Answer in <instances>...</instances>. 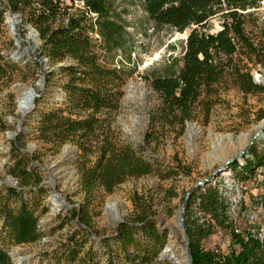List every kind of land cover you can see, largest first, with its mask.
<instances>
[{
  "label": "trees",
  "instance_id": "1",
  "mask_svg": "<svg viewBox=\"0 0 264 264\" xmlns=\"http://www.w3.org/2000/svg\"><path fill=\"white\" fill-rule=\"evenodd\" d=\"M80 1L83 7L72 11L64 0H0V93L20 70V62L7 55L12 42L5 37L4 23L10 10L20 14L23 23L38 32L39 57L46 58L52 66L47 82L54 76L61 80L57 85L62 103L37 112L32 140L42 147L47 145L53 154L71 144L79 155L77 171L82 201L65 218L73 221L77 229L46 258L50 257L55 264H154L166 245L167 234L157 226L152 200L132 195L134 214L114 227L111 236L102 237L93 230L89 209L98 199L113 193L129 178L155 173L166 179L177 175L178 170L172 167L163 171L157 163L143 158L141 150L114 140L112 114L118 110L125 79L120 69L102 64L93 36L117 47L122 27L115 22L110 0ZM143 1L152 21L180 33L189 30L178 72L147 78L157 100L152 130L159 123L180 130L191 121L206 125L212 108L221 102L222 91L235 88L246 95L264 91L251 73L257 66L264 69V29L259 35L250 36L244 28L249 10L260 7L264 0ZM215 17L220 18L221 29L210 33L205 28ZM68 60L69 65L55 67ZM10 155L8 173L17 185H1V227L15 245H28L42 237L37 193L43 192L44 183L33 165L36 157L21 152L14 143ZM177 161L178 169H187ZM242 161L229 166L241 184L264 167V147L259 149L253 144ZM27 191L32 199L25 198ZM231 205L228 194L212 184L188 198L184 223L193 264H264V236L259 237L247 228L242 230L232 217ZM221 231L229 235L226 250L206 247L205 241ZM95 243L100 245L97 249ZM0 264H14L3 249Z\"/></svg>",
  "mask_w": 264,
  "mask_h": 264
},
{
  "label": "rangeland",
  "instance_id": "2",
  "mask_svg": "<svg viewBox=\"0 0 264 264\" xmlns=\"http://www.w3.org/2000/svg\"><path fill=\"white\" fill-rule=\"evenodd\" d=\"M64 2L72 7V11L81 8L73 0ZM110 4L116 17L115 22L122 27L120 39L116 41L118 46L107 45L102 37L97 35H94L93 39L102 64L120 69L125 79L118 110L112 114L114 140L141 150V156L157 163L161 170L175 167L178 173L166 179H160L157 174L152 173L140 178H129L118 185L113 193L104 195L90 206L93 230L99 236H111L118 221L129 219L134 214L132 195L138 194L146 200H152L157 226L167 227L177 233L172 218L179 211L186 192L195 182L216 169L219 159L227 152L242 147L240 145L242 137L239 138V135L253 134V128L264 120V91L248 95L235 88L222 91L221 102L212 108L208 123L203 125L200 121H191L194 127L188 128V137L185 136L186 125L180 130L177 126L169 127L159 123L155 124L152 130V113L156 107V105L153 107V103H157V100L147 78L154 75L171 76L178 72L184 40L189 30L180 33L169 25L152 21L143 0H110ZM249 12L245 18V31L250 36L259 35L264 29V1H261L260 7ZM220 24V18H212L205 30L216 33L221 29ZM25 26L26 24L22 22L17 24L14 30L4 23L5 37L12 42L10 49H17L19 52L17 61L20 62V70L15 74L11 84L0 93V180H7V177L11 176L8 170L12 164L10 152L14 143L21 152L36 157L33 165L38 168L42 182L50 183L44 184L43 192L37 193L41 239L28 245H15L2 229L0 220V249L5 250L17 264H55L50 257L46 258L47 255L58 250L67 235L77 229L73 221L68 222L65 218L71 208L79 206L82 201L77 171L79 155L71 144H66L70 148L63 150L64 145L53 154L47 145L42 147L32 140L31 133L34 131L37 112L55 106L56 103H62L63 97L61 92H58L60 76L52 77V81L49 82L46 80L52 66L48 62L44 64L39 62L40 43L32 52L29 51L30 43L27 42L28 32ZM18 41L21 42V46L18 45ZM251 73L253 78H264L262 66H257ZM52 82H56V85H52ZM130 83H141L146 89L150 88L151 108H141L132 101H126L124 92ZM27 88L34 89L33 91L39 94L37 98L39 101L34 105L32 114L23 122L22 131L19 132V120L22 115L18 112L16 100L17 97L24 99L21 89ZM219 135H236L239 139L220 141L217 137ZM254 144L261 149L264 147V139ZM177 160L187 169H178ZM90 161H94L93 156L90 157ZM239 161L243 162L242 159ZM14 181L16 183L15 179ZM212 185L228 194L230 202L234 205L232 217L242 230L247 228L258 232L261 229L264 223L262 212L264 178L258 183H251L249 180L241 184L228 170ZM2 187L4 186H0V195L4 193L1 191ZM54 187L66 206L57 213L50 211L52 206L48 205ZM24 196L32 199L29 191ZM166 234L169 232L166 231ZM169 243L177 246L176 252H179L178 245H184L182 238L171 240ZM228 243V233L221 231L210 236L205 241V246L226 250ZM89 245L90 243L86 248ZM97 246L100 245L95 243L94 249H97ZM101 249L104 252V245ZM104 258L102 257V260ZM154 264L173 263L157 261Z\"/></svg>",
  "mask_w": 264,
  "mask_h": 264
},
{
  "label": "water",
  "instance_id": "3",
  "mask_svg": "<svg viewBox=\"0 0 264 264\" xmlns=\"http://www.w3.org/2000/svg\"><path fill=\"white\" fill-rule=\"evenodd\" d=\"M12 15L13 17H15L18 20V24H21L22 21V17L20 14L18 13H12L10 10H8L5 14V23L9 26L8 21H7V15ZM26 30H29L31 32H34L38 43L37 45L40 43V38L38 35V32L31 26V25H26ZM11 36V35H10ZM17 45V44H16ZM18 50L17 49H11L7 55L13 59L14 61H17L18 59ZM41 64H44L47 62V59L44 57H40L39 59ZM69 60L65 61L64 63H59L57 64L55 67L58 68L60 66L63 65H69ZM44 81V80H43ZM254 81L256 84H261L264 86V79H262L261 77H255ZM42 82V80H41ZM43 84L41 85L40 88H42ZM148 92L151 94V90L149 87H147ZM59 92V90H58ZM126 95V91L124 92ZM39 97V94H36L31 88L29 89V104H30V109L26 110L24 115L22 116V118L19 120V132L22 131V124L23 122L32 114L33 110H34V102L35 100ZM17 103L18 106L24 101V99L17 97ZM156 102L153 103V107H155ZM187 130L185 133V136L188 137L189 136V132H188V128L189 127H194V124L191 122H188L186 124ZM243 136H248V142L242 146L241 148H236L233 152H227L223 157H221L219 159V165L216 169H214L208 176H206L205 178L195 182L193 184V186L186 192L185 197L183 198L182 204L180 206L179 211L177 212L176 216H174L172 218L173 220V224L177 229V233L172 232L170 229H168L167 227H161L159 226V228L163 231H168L169 234L167 235V242L165 247L163 248V250L161 251V253L159 254L158 260L162 261V262H176L179 263V254L180 253H184L186 258H185V264H193L192 263V258H191V253H190V248H189V236H188V232L186 230V226L184 223V212H185V208H186V202L188 200V198L198 189L200 188H205L208 185L213 184L216 179L222 175L224 172H227L229 170V166L230 164H232L235 161H239L242 159V157L247 153V151L249 150V148L255 143L258 142L260 140H262V137L264 136V128H258L254 130L253 134L250 135H239V138L243 137ZM219 138L220 141H227L229 139L231 140H237L239 139L238 136L236 135H219L217 136ZM70 148L69 145H65L63 147V150H66ZM74 151H77L76 148L73 147ZM28 152V151H26ZM44 184H48L50 182H43ZM53 184V183H52ZM1 185H5L8 187H14L16 188V183L14 181V178L9 176L7 177V180H0V186ZM55 196L56 198L60 199V195H58L55 192V187H54V192L51 194L50 199L48 200V205L51 203V197ZM69 209L71 208L70 206H67ZM50 211L55 212L56 211V207L52 206L50 207ZM120 222L122 221H118L115 225V227H117ZM180 238H182L184 245H179L180 249H179V253L176 252L175 250L173 251L172 246L173 244H170L169 241L171 240H180ZM17 264V263H14Z\"/></svg>",
  "mask_w": 264,
  "mask_h": 264
},
{
  "label": "bare ground",
  "instance_id": "4",
  "mask_svg": "<svg viewBox=\"0 0 264 264\" xmlns=\"http://www.w3.org/2000/svg\"><path fill=\"white\" fill-rule=\"evenodd\" d=\"M7 21L8 24L10 26V28L15 30L16 25L18 24V20L13 17L11 14L7 15ZM28 35H27V39L30 43V52H32L34 50V48L37 46L38 40L37 37L35 35L34 32H31L29 30H27ZM18 45L21 46V42L18 41ZM28 50V49H27ZM264 79V78H262ZM34 90V89H33ZM22 93H24V101L18 106V112L21 113V115L23 116L26 110L30 109V104H29V88L27 89H21ZM35 91V90H34ZM150 93L148 92V90L143 87V84L141 83H130L127 87V91H126V101H132L134 104H136L137 106L141 107V108H151L152 107V103L150 100ZM22 118V117H21ZM258 128H264V120L261 121L257 126H255L253 128V130L258 129ZM249 135V134H246ZM249 137L248 136H243L241 138L240 141V145L243 146L245 143L248 142ZM262 139H264V136L262 137ZM51 206H55L56 207V212H59L61 209H64L65 203L63 202V200L60 198H56L55 196L51 197ZM111 205V204H110ZM179 247V245H178ZM173 251L177 249L176 245L172 246ZM180 249V247H179ZM179 253V252H178ZM179 263L176 262H171L173 264H185V254L182 252L179 254Z\"/></svg>",
  "mask_w": 264,
  "mask_h": 264
},
{
  "label": "built area",
  "instance_id": "5",
  "mask_svg": "<svg viewBox=\"0 0 264 264\" xmlns=\"http://www.w3.org/2000/svg\"><path fill=\"white\" fill-rule=\"evenodd\" d=\"M74 2L76 3V4H79L81 7H83V2L82 1H80V0H74ZM264 178V167H262V168H259L257 171H256V173L253 175V177L250 179V182L251 183H258V182H261L262 181V179ZM232 205H231V210H230V212L233 210V207H234V205H233V203H231ZM261 208V207H260ZM262 210V209H261ZM262 212H263V215H264V209L262 210ZM236 232H238L239 231V229H238V227H236V230H235ZM251 233H254V231L253 230H251ZM256 233H258V235H259V237H262V236H264V223L262 224V227H261V229L258 231V232H256Z\"/></svg>",
  "mask_w": 264,
  "mask_h": 264
}]
</instances>
